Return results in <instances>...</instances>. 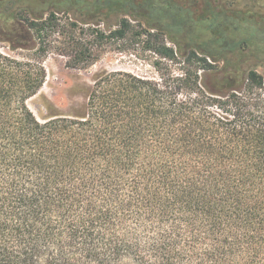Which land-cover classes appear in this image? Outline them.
Listing matches in <instances>:
<instances>
[{
    "label": "trees",
    "instance_id": "1",
    "mask_svg": "<svg viewBox=\"0 0 264 264\" xmlns=\"http://www.w3.org/2000/svg\"><path fill=\"white\" fill-rule=\"evenodd\" d=\"M63 11L75 19L52 38ZM118 41L156 75L103 69L68 111L44 97L48 116L35 114L52 53L88 69ZM257 64L264 12L0 0V264H264Z\"/></svg>",
    "mask_w": 264,
    "mask_h": 264
},
{
    "label": "rangeland",
    "instance_id": "2",
    "mask_svg": "<svg viewBox=\"0 0 264 264\" xmlns=\"http://www.w3.org/2000/svg\"><path fill=\"white\" fill-rule=\"evenodd\" d=\"M36 3L41 4L44 0H35ZM219 6L232 9H240L250 12L263 13L264 10L255 6V0H211ZM257 4V3H256ZM5 11L9 13L7 4H4ZM200 6L201 5L200 1ZM25 10L17 9L15 13L24 15ZM57 16L60 18V26H55L56 33H53L52 38H56L59 31H62L65 27L68 28V20H74L75 16L68 12H59ZM79 26H84L82 22H79ZM64 27V28H63ZM83 35V33H82ZM87 39L94 40V35L87 31L85 33ZM114 48L105 52L102 58L88 69H73L66 66V58L57 53H52L46 61V67L48 69L47 81L44 84L41 92L30 99L29 104L35 114L43 119L48 116L49 110L45 106L44 97L49 101L55 103L58 108L63 111H68L71 105L76 104L78 101H83L81 96H75L72 90L81 84H89L92 82L93 76L103 69H120L128 70L136 73H140L147 76L156 75V70L152 64V57L148 53H144L137 49L134 45H128L123 47L122 42L118 41L114 43ZM255 63L254 60L252 62ZM264 75V65H253Z\"/></svg>",
    "mask_w": 264,
    "mask_h": 264
}]
</instances>
